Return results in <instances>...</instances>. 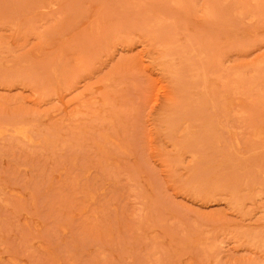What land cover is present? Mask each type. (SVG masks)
Here are the masks:
<instances>
[{
    "label": "rangeland",
    "instance_id": "374dc122",
    "mask_svg": "<svg viewBox=\"0 0 264 264\" xmlns=\"http://www.w3.org/2000/svg\"><path fill=\"white\" fill-rule=\"evenodd\" d=\"M0 264H264V0H0Z\"/></svg>",
    "mask_w": 264,
    "mask_h": 264
}]
</instances>
